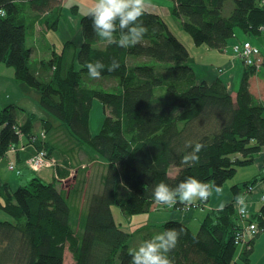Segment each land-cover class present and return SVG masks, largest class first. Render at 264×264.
I'll return each mask as SVG.
<instances>
[{
	"label": "trees",
	"instance_id": "16d2710c",
	"mask_svg": "<svg viewBox=\"0 0 264 264\" xmlns=\"http://www.w3.org/2000/svg\"><path fill=\"white\" fill-rule=\"evenodd\" d=\"M62 1L0 0V10L6 13L0 15V64L12 67L17 81L38 91L39 108L59 122L55 128L42 120L39 135H34V115L20 125L15 104L0 109V156L14 152L18 144H27L35 152H43L50 163L37 171L25 162L7 163V170L19 179L25 172L32 178L13 191L0 183V211L9 217L0 220V264H65L67 255L69 264H129L127 241L133 234L115 223L113 205L126 217L150 213L159 206L152 197L156 184L163 181L175 187L187 177L214 182L221 188L239 168L252 165L264 149V57L258 71L242 62L244 70L232 96L220 79L212 83L197 80L187 48L162 17L145 11L142 21L148 32L135 47L97 49L102 43H97L87 14L79 19L80 42H64L63 53L56 60L35 59L26 45L29 32L37 21L46 31L56 32L63 15ZM167 1L172 3L171 16L195 46L222 53L238 30L258 38L264 34V0ZM227 2L233 7L224 15ZM25 10L36 21L26 22ZM71 11L77 14L76 7ZM256 41L242 40L260 51ZM113 57L121 67L102 77L118 79L117 93L81 86V77L87 72L85 62L108 64ZM60 58H71V64L49 75ZM129 58L146 61L129 69ZM255 75L260 78L256 84ZM94 101L109 112L96 134L88 126ZM59 130L77 144L71 151L74 158L51 140L52 131ZM187 140L204 145L199 163L191 167L181 164ZM78 155L89 162L77 161ZM90 155L98 158L105 171L101 188L88 194L91 172L89 177V168H85L94 162ZM171 168L177 169L173 176L169 175ZM44 171L52 173L48 182L38 177ZM258 181L255 177L232 186V203L208 213L196 234L181 222L163 223L162 232L184 230L169 254L174 264H248L253 242L243 247L236 260L234 236L241 226L250 232L253 221L261 229L253 238L264 232V200L259 213L250 214L241 226L233 203L236 195H252L250 189ZM121 188L127 194L123 199L119 197ZM181 206L187 208L179 203L173 208Z\"/></svg>",
	"mask_w": 264,
	"mask_h": 264
},
{
	"label": "rangeland",
	"instance_id": "374dc122",
	"mask_svg": "<svg viewBox=\"0 0 264 264\" xmlns=\"http://www.w3.org/2000/svg\"><path fill=\"white\" fill-rule=\"evenodd\" d=\"M95 0H63L62 1V8H63V12L65 11V13H63V15L61 16V20L59 22L58 25V30L56 32H49L46 31V35L43 33L42 34V38H39L40 36H37L38 38H34L31 35L27 37L26 39V45L28 48L32 49V57L35 59H45V60H49L50 58H53L56 60V58L58 57V55L63 53V42H73L74 40L73 37L77 32V29L79 28V19L84 16L87 15L89 13V11L92 9V7L94 6ZM76 7L77 10V14H73L71 11V8ZM232 4L231 2H227L226 6H225V11H224V15H228L229 12L232 9ZM23 16H24V20L27 22V20L32 19L33 21H36V19L34 18V14L31 13L28 10H25V12H23ZM28 18V19H27ZM40 31L42 29V32L44 30V28L40 25V23L37 21ZM166 24L168 25L169 30L172 32V34L180 41V33H182V35H184L188 40L190 39V37L184 32V30L182 29L179 21H177L176 19L173 20V18L170 16L168 19H166ZM238 30V29H237ZM240 31V30H238ZM32 30L29 32V34H32ZM241 34L243 35V38L247 39V40H258V37L255 36H246V34H244L242 31H240ZM185 47L186 45L183 43L185 41H180ZM77 43V42H75ZM194 45V44H192ZM103 44H100L97 46V49H102L103 48ZM262 49L264 50V48L262 47ZM188 50V49H187ZM207 48L206 46L202 45V46H192V48L190 49L189 55L190 58L193 60V63L195 64H204V65H208V66H213V67H217L219 66V61L220 59H218L217 57H221V59L224 58V56L227 57V54H218L217 52H206ZM70 54H71V50H70ZM228 59V57H227ZM238 59V58H237ZM61 61V62H60ZM146 60L143 58H129L127 65L129 67V69H131L134 65H138L140 63L145 62ZM57 64H55V68L57 69H53L51 70V73L49 75H53L60 66L64 69L68 68V65L71 64V58H68V61H62V59L60 58L57 59L56 61ZM68 63V65L66 66V64ZM154 62H149V64H153ZM12 70L13 74H14V70L12 67L6 66V64L1 63L0 64V71L2 70ZM82 81H81V86L84 88H90V89H97V90H104L106 92L109 93H117L119 90L118 87V79L114 78V77H108V76H104L101 77L98 80H91L87 77V75H82L81 77ZM207 83H212V82H207ZM15 85V84H13ZM18 86L22 85V87H24V91L17 89L15 90L17 93L12 94V100L13 102H17L18 104L22 105H26L30 108H32L35 105H37V97L39 95L38 91L28 87L25 83L23 82H18L17 83ZM226 89L231 92V88L228 87L227 85ZM233 92H231L232 94ZM234 95V93L232 94V96ZM14 98V99H13ZM16 98V99H15ZM0 102H1V97H0ZM39 107V106H38ZM0 109H3V107L0 106ZM33 114H37L39 117L37 118H41L39 119V121L41 120H45L51 123V125L53 127H59V122L56 120V118L49 114L48 112H45L43 110H41L40 108H35ZM105 114V115H104ZM23 115L24 113L21 112L20 110L16 111V121L18 124H21L20 122H22L23 120ZM109 112L108 111H103L101 108V105L98 101H94L93 105H92V109L91 112L89 114L88 117V126L89 129L91 131L92 134H96L101 130V126L103 123V119L105 116H108ZM41 116V117H40ZM43 116V117H42ZM40 121V122H41ZM34 130L37 132L39 130V123L38 121L34 124ZM33 130V131H34ZM40 132H38L39 135ZM37 135V136H38ZM51 140L54 141L57 145L62 146L63 151L68 154L71 158H74V156L71 154V151L74 150L75 147H77L76 143L64 132V131H56L50 134ZM68 148H70V150H68ZM78 149V148H77ZM80 152V151H79ZM92 156V158L94 159V162L90 165H88L86 169L89 168L90 172H91V179L89 182V186H88V194L91 192H96L101 188V184H100V179L103 176L104 173V165L99 163L97 161L98 158H96L94 155H90ZM28 159H26L24 162H26ZM77 161H84V162H89L87 161L86 157L84 155H78L76 158ZM27 167L29 166V162H26ZM75 165V164H73ZM86 167V164H84ZM78 169H80L77 166ZM84 170V171H85ZM176 168H171L169 171V175L173 176L176 173L174 171H176ZM80 171H83L82 169ZM241 171H245V170H241ZM241 171L236 172L237 174H235V176L231 179L226 181V184H230L233 181H235L236 179H240L243 176L247 177V175H243V173ZM175 173V174H174ZM65 178V177H63ZM63 185L67 186L68 183L67 180H62ZM71 184V183H70ZM69 184V185H70ZM68 189V188H67ZM81 195V194H80ZM127 196V194L125 193V190L121 188V191L119 192V197L121 199L125 198ZM79 199L80 196L77 199V203L79 204ZM76 200V199H75ZM81 200V199H80ZM72 202V200H71ZM199 207V206H198ZM197 207V208H198ZM75 208V206H74ZM73 208V209H74ZM197 208L193 209V211H197L199 214H201L202 219H200L199 223L196 222V219L194 222H192L188 228L190 229V231L193 234H196L198 229H199V224H201L200 222L204 219V216L206 215L204 213V210H196ZM76 210L78 209V207L75 208ZM114 216H115V221L118 222V224H120V226L122 228H128L127 225L130 224V218L133 217L132 219H134V221L132 222V224H140V228L142 226H146L145 229H139L138 227H130V229H126L130 231H132L131 233L133 234V236L131 238L128 239L127 244L130 249H134L137 248L144 240L146 237L148 238H152L154 237L156 234L158 233H162V229H161V223H160V215L158 216L159 212H155L152 216V219H148V217L146 216L147 214H138L135 216H130V217H126L123 216L119 210V207L116 205H113L111 207ZM154 212V211H153ZM248 212V211H247ZM151 213V212H150ZM165 214V212H162ZM249 214V213H248ZM168 215V214H165ZM171 215V214H170ZM157 216V218H155ZM250 216V214H249ZM141 219V221L139 223H135V221H139ZM0 220H9V217L5 214H3L0 211ZM170 220L164 221V222H169ZM171 221H175V220H171ZM128 222V223H127ZM178 222V221H177ZM148 225V227H147ZM131 226V225H130ZM133 228V229H131ZM135 228H138L137 230H134ZM235 245V244H234ZM244 247V246H242ZM67 259H65V264H69V255L66 256Z\"/></svg>",
	"mask_w": 264,
	"mask_h": 264
},
{
	"label": "crops",
	"instance_id": "0c3cea01",
	"mask_svg": "<svg viewBox=\"0 0 264 264\" xmlns=\"http://www.w3.org/2000/svg\"><path fill=\"white\" fill-rule=\"evenodd\" d=\"M149 3H150V6L146 9V11H149L151 13H154L162 17L166 23V19H168L171 16L170 8L172 7V3L167 0H149ZM62 13H65V11L63 12V9H62ZM41 33L42 34L44 33L46 35V30L44 29L42 32V29H41L40 31L39 25L38 23H36V26L34 27V31L32 32L31 36L34 38H38L37 36H40L39 38H42ZM78 33H79V28L77 29V32L72 39L74 40L73 42H77V43L80 42ZM179 37H180L179 38L180 41L181 40L185 41L183 43L186 45V48L188 49V51H190L192 46H194L192 45L193 43H192L191 38L188 40L184 35H182V33H180ZM244 39L245 38H243V35L239 31H236L235 37L229 41L228 47L224 51H222V53L218 51L210 50L206 47L207 48L206 52H215V53L217 52L218 54L225 53L227 54L228 59L226 56H224L223 59H221V57H217L218 59H220L219 66L217 67H213L212 65L208 66L204 64L195 63L193 65V70L196 75V79L199 81H205V82H212L216 79H220L225 85L230 87L231 88L230 91L235 94L239 86V82H240V79H241V76L244 70V66L242 65V62L239 59H237L236 57H233L231 53V46L235 44L237 40L242 41ZM253 43H256L257 47L260 48V52H262L264 55V50L262 49V47L264 48V34H262V36H260V38H258V40ZM253 80H254V83L256 84V81L257 80L260 81V78L258 77V75H255ZM18 82L20 81L16 80L15 75L13 74V71L11 69L0 71V97H1L0 106L4 107L5 105L15 104V106L18 107V109L24 113L23 120L22 122H20L21 124L25 123L28 115H31V114L34 115L36 117L35 123L37 121L39 123V130L37 132L35 130L32 131V133L36 135L38 134V132L41 131V122H40L41 120L39 121V119L41 118H37L39 116L37 114H33V112L35 108H39L38 107L39 105L37 103V105L34 104V106L30 108L24 104L20 105L17 102H13L12 94L17 93L15 90L20 89L21 91L22 90L24 91V87H22V85L20 86L17 85ZM37 102H38V97H37ZM34 152H35V149L33 146L27 145V144L25 145L18 144L14 152L9 153L8 155L0 156V183L7 184L8 187L12 191L17 189L19 185L27 183L29 179L32 178V176L29 173L25 172V174L21 177V179H19L18 177H16L15 175H13L7 170V163L14 161L18 163L19 165H23L24 161L28 159L30 156H32ZM241 170H245V171H241ZM238 171H241L243 175L245 174L247 175V177L243 176L239 180L236 179L230 184L225 183L220 188L221 191L213 192L212 196L207 200V202L205 203L198 202L199 207L196 210L202 209L204 210V213L207 215L211 211H217V210L222 209L229 203H232L233 197L230 193V188L232 186L241 185L248 181H252V179L256 177V179L260 181H258L255 184L252 195L247 196L246 203H247V211L249 214L251 215L258 214L259 210L261 209V206L263 205V202L261 199L264 195V179H263L264 178V149L254 158L252 165L248 167L239 168L237 172ZM174 172L176 173L177 170ZM51 174L52 173H50L49 171H44L41 174H38V177L48 182L52 179ZM62 175L63 174H61V176ZM64 175L62 177H64ZM87 175L90 177V170L87 172ZM233 205H235V203H233ZM234 209H235V206H234ZM155 212H159L158 216L160 215L159 220H160V223L162 222L161 224L165 223L164 221H167V220H170V221L175 220V221L185 224L187 227L192 222H194L195 219H196V222L199 223L200 219H202L201 214H203V213L199 214L197 211H193V209H190V211H188L186 208L183 209L182 206L179 209H174L173 206L168 207L166 205H159L158 208L154 212L152 211L151 213H146L147 214L146 216L148 217V219H152V216ZM162 212H165V214H168V215H165ZM112 214L114 216L113 211H112ZM132 218L133 217L130 218V221H129L130 224L127 225L128 228H122L120 224H118V222L115 221V216H114V221L120 228H122V230H124L127 233L132 232L130 230L129 232L128 230H126V229H130V227L132 226L138 227L139 229L146 228V226H142L140 228L141 226L140 224L133 225L132 222L134 221V219ZM155 218H157V216ZM140 221L141 219L139 221H135V223H139ZM200 223H202V221ZM252 223H253L251 224L252 226H256L255 221H253ZM200 225L201 224H199V226ZM138 228H135L134 230H137ZM244 241H246V244L251 241L253 242L252 244L253 252L250 256V261L248 264H264V232H262L261 234L253 238L248 228H246V232L244 234ZM241 250H242L241 248H238V251L236 254V260Z\"/></svg>",
	"mask_w": 264,
	"mask_h": 264
},
{
	"label": "clouds",
	"instance_id": "9594fccd",
	"mask_svg": "<svg viewBox=\"0 0 264 264\" xmlns=\"http://www.w3.org/2000/svg\"><path fill=\"white\" fill-rule=\"evenodd\" d=\"M149 6V0H95L88 17L91 19L97 43H102L105 47L114 45L121 49L140 44L148 32L142 17ZM5 14L0 10V15ZM116 33H119L118 38ZM83 67L87 70L89 79L98 80L104 72L113 73L119 70L121 64L113 57L108 64L102 61L85 62ZM203 148L204 145L200 142L185 141L181 164L187 167L198 164L199 153ZM220 191L214 182L205 183L194 177H187L175 187H170L163 181L156 184L152 189V197L158 205L172 207L179 203L190 207L198 202H207L213 192ZM246 200V195L234 197V206L242 215L247 210ZM183 231V228L165 229L151 239L144 240L137 248L129 250V264H174L169 254L176 248Z\"/></svg>",
	"mask_w": 264,
	"mask_h": 264
},
{
	"label": "built area",
	"instance_id": "2783aa9c",
	"mask_svg": "<svg viewBox=\"0 0 264 264\" xmlns=\"http://www.w3.org/2000/svg\"><path fill=\"white\" fill-rule=\"evenodd\" d=\"M231 53L234 57L238 58L241 62H243V64L245 66L255 67L256 71L259 70L260 63L264 57V55H262V53H260V51L255 46H253L250 42H242V41L236 42L235 44H233L231 46ZM44 156L45 155L43 152H35L26 161V162H29V166H30L29 168L32 169L33 171H37L39 169L48 167L50 163L45 160ZM8 168H9V170L12 169L11 166H8ZM253 190H254V188H251L250 192L253 193ZM245 195L247 197L249 194H245ZM261 200H264V196L262 197ZM198 206H199V203H197L196 205L187 207L186 209L187 210L195 209ZM235 210H236V207H235ZM236 214H237L238 223L240 226L244 222L246 223V221L249 220V218H250L247 210H246V213L243 215L240 214L236 210ZM241 227H243L242 230L238 231L236 233V235L234 236V244L245 246L246 241H244V234H245L246 230H244V226H241ZM259 230H261V229H258L256 226L252 227V229L250 231L251 236L253 237L254 235H257L259 233Z\"/></svg>",
	"mask_w": 264,
	"mask_h": 264
},
{
	"label": "bare ground",
	"instance_id": "6f19581e",
	"mask_svg": "<svg viewBox=\"0 0 264 264\" xmlns=\"http://www.w3.org/2000/svg\"><path fill=\"white\" fill-rule=\"evenodd\" d=\"M245 243H246V242H245ZM237 247L243 249V247H242L241 245H237Z\"/></svg>",
	"mask_w": 264,
	"mask_h": 264
}]
</instances>
